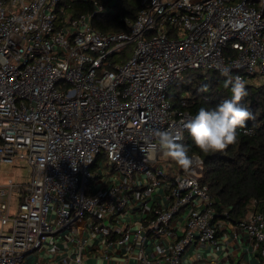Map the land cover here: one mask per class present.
<instances>
[{"label": "built area", "instance_id": "1", "mask_svg": "<svg viewBox=\"0 0 264 264\" xmlns=\"http://www.w3.org/2000/svg\"><path fill=\"white\" fill-rule=\"evenodd\" d=\"M91 2L0 0V166L32 168L0 178V264L57 235L75 245L64 264H264V213L218 211L200 155L186 172L142 151L193 117L168 96L185 71L264 82V0H141L126 31L98 30L113 6Z\"/></svg>", "mask_w": 264, "mask_h": 264}, {"label": "trees", "instance_id": "2", "mask_svg": "<svg viewBox=\"0 0 264 264\" xmlns=\"http://www.w3.org/2000/svg\"><path fill=\"white\" fill-rule=\"evenodd\" d=\"M140 1L103 0L113 10L92 17L93 25L100 31H126V19L136 18ZM69 8L75 15L94 12L91 0H73ZM225 81L217 71L189 69L172 84L169 100L173 107L195 116L201 107L212 110L231 98L230 86L226 88ZM246 88L248 94L240 103L251 110L252 118L237 129L235 144L221 152L204 153L187 130L180 141L189 147L190 155L203 158L202 183L208 185L218 211L227 210L232 221H238L247 209L264 213V82L246 84Z\"/></svg>", "mask_w": 264, "mask_h": 264}, {"label": "clouds", "instance_id": "3", "mask_svg": "<svg viewBox=\"0 0 264 264\" xmlns=\"http://www.w3.org/2000/svg\"><path fill=\"white\" fill-rule=\"evenodd\" d=\"M220 71L228 77L225 87L230 86L231 98L224 99L212 110L201 107L195 116L181 122V128L173 126L154 131L156 142L146 144L142 151L159 152L187 172L198 166L199 158L190 155L189 147L180 142L182 130L190 133L196 146L204 153L221 152L237 142V129L244 127L245 122L252 118L251 110L240 103L248 94L246 83L240 76H229L226 68Z\"/></svg>", "mask_w": 264, "mask_h": 264}, {"label": "crops", "instance_id": "4", "mask_svg": "<svg viewBox=\"0 0 264 264\" xmlns=\"http://www.w3.org/2000/svg\"><path fill=\"white\" fill-rule=\"evenodd\" d=\"M68 238L67 235H57L42 250L28 253L22 264H40L43 262H49V264H64L63 259L68 258L75 247L74 243ZM88 251L90 253L92 252L91 250ZM254 262V264H261L257 259ZM84 264H107V260L98 255L96 257L89 256L85 258Z\"/></svg>", "mask_w": 264, "mask_h": 264}, {"label": "rangeland", "instance_id": "5", "mask_svg": "<svg viewBox=\"0 0 264 264\" xmlns=\"http://www.w3.org/2000/svg\"><path fill=\"white\" fill-rule=\"evenodd\" d=\"M134 43H131L127 46L122 47V52L117 53L116 55H111L110 60L120 59L121 57L126 58L128 55L132 53L134 49ZM262 82H256L255 84H260ZM162 161H169L168 157L164 155L160 158ZM102 161V158L98 159L99 163ZM32 168L26 162L21 161L19 164H10V163H3L0 166V178L1 180H7L8 178H14L16 180L28 181L31 177ZM16 203V200H14Z\"/></svg>", "mask_w": 264, "mask_h": 264}]
</instances>
